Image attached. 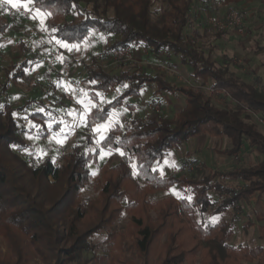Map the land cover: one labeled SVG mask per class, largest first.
Segmentation results:
<instances>
[{
    "label": "trees",
    "instance_id": "obj_1",
    "mask_svg": "<svg viewBox=\"0 0 264 264\" xmlns=\"http://www.w3.org/2000/svg\"><path fill=\"white\" fill-rule=\"evenodd\" d=\"M27 2L49 14L48 29L57 41L81 45L95 30L112 38L105 46L108 53L135 46L155 54L170 51L191 67L195 79L212 83L207 95L191 86L177 85L163 71L111 73L97 62L88 66L85 81L94 92L121 89L101 108L92 109L86 124L90 129L107 121L115 109L128 107L126 100L139 98L149 85L155 86L157 96H182L184 106L175 117L153 111L144 121H130L126 130L115 126L108 131L100 149L121 151L122 156L117 164L108 160L102 166L95 181L98 196L94 200H82L83 189L93 179L89 165L100 155L99 149L86 152L94 143L92 135L87 136L86 143L63 154L58 165L45 159L29 170L34 180L48 182L53 178L63 187L60 196L46 207L28 185L21 183L9 155L15 154L14 148L28 147L21 134L48 138L59 131L61 124L48 111L30 113V127L20 123L19 114L31 106L16 107L3 102L1 96L11 82L24 78L30 65L28 61L11 64L0 91V234L10 252L0 264H33L30 255L34 253L48 264H85L83 254L94 250L91 237L113 228L124 213L129 216L126 227L107 235L106 242L112 247L105 258L108 264H264L263 246L230 244L232 222L206 225L197 219L199 211L218 216L252 198H264V159L250 167L203 176H162L155 169L173 149L203 135L227 139L230 146L222 152L225 156L240 153L246 141L264 156V133L253 119L254 115H264V77L256 76L250 83L242 81L229 66H218L187 38L195 0ZM156 3L161 4V13L153 22ZM7 29L8 24L0 16V37ZM19 45L26 50L25 41ZM218 97L228 98L233 105L218 106ZM174 187L185 196H167L158 203L149 199L154 193ZM212 195L219 199L214 200ZM258 218L264 221V214ZM259 230L264 241V225Z\"/></svg>",
    "mask_w": 264,
    "mask_h": 264
},
{
    "label": "rangeland",
    "instance_id": "obj_2",
    "mask_svg": "<svg viewBox=\"0 0 264 264\" xmlns=\"http://www.w3.org/2000/svg\"><path fill=\"white\" fill-rule=\"evenodd\" d=\"M0 0V16L8 24V30L0 37V91L6 82V70L13 63L28 61L30 67L25 70L24 78L11 82L8 90L1 98L3 102L16 107L31 106L26 112L19 114L21 124L30 127L33 123L27 118L30 113L48 111L54 121L61 127L58 132L48 138L41 135L21 134L28 147L14 148L9 155L11 164L16 170L21 183L30 187L32 194L46 207L63 192V187L54 182L36 181L29 170L35 169L45 159H51L55 165L60 163L63 154L81 143H86L87 136L94 137V143L86 148L87 153L98 149L100 155L89 167L93 179L82 191L85 202L97 198L96 177L103 164L111 160L117 164L122 156L121 151L111 152L100 149V142L110 128L119 126L122 130L130 125L131 120L144 121L153 111L164 116L175 117L184 106V98L180 95L163 93L155 95V87L147 86L139 98L127 99L132 108L120 107L112 111L110 118L103 124L90 129L87 127V114L95 107H101L112 96L118 95L121 89L109 94L94 92L90 83L85 81L88 66L95 62L111 73H119L127 69L132 72H165L167 78L177 85L191 86L203 93L210 94L211 81L195 79L190 66L170 51L157 54L158 57L145 54L136 48H130L134 61L115 63L112 52H106L105 46L112 41L100 32L92 30L81 45H70L55 40L48 29L49 14L39 12L27 2L17 6V1ZM190 15V23L186 30L188 37H194L195 45L210 56L218 66H229L230 70L242 81L252 82L256 76L264 77V0H197ZM16 7V8H15ZM238 12L239 26H228L224 29L214 28L206 23L209 16L221 19L224 25L231 12ZM161 13V4L152 8V21L157 22ZM242 28V32H240ZM25 41L26 50L19 45ZM145 48V47H143ZM142 55V56H141ZM95 97V98H94ZM218 106L233 103L226 97L215 99ZM158 106V110L154 108ZM254 122L264 133V115L257 114ZM51 125V123H50ZM230 146L225 138H214L203 135L188 140L173 149L169 156L155 165L162 176L186 175L203 176L213 172H222L236 167L256 165L264 156L252 149L246 141L241 152L232 157L222 154ZM136 174L135 165L132 164ZM238 185L239 182H232ZM179 194L176 195V194ZM167 196L184 197L179 187L152 194L149 199L158 203ZM213 196L218 200V196ZM264 214V198H252L229 209L225 214L213 216L210 211L198 212V221L212 225L219 221H230L234 225V235L229 240L236 247H254L264 241L260 237V227L264 221L258 216ZM129 216L124 213L113 228H109L91 237L94 250L82 256L85 264H108L106 257L112 247L106 242L110 231H119L126 227ZM10 255L9 247L0 234V259ZM33 264H48L40 254H32ZM132 260V256L128 254ZM140 264V262H137Z\"/></svg>",
    "mask_w": 264,
    "mask_h": 264
},
{
    "label": "built area",
    "instance_id": "obj_3",
    "mask_svg": "<svg viewBox=\"0 0 264 264\" xmlns=\"http://www.w3.org/2000/svg\"><path fill=\"white\" fill-rule=\"evenodd\" d=\"M206 23L211 27L224 29L225 27H228L230 25L239 26L240 17H239L238 12L233 11L230 13L228 17L227 25H224L225 23L222 22L221 19L214 17V16L207 17ZM239 31L242 32V28H240ZM112 58L115 63L122 62V61H134L130 48L117 49V50L112 51ZM154 108L158 110V106H154Z\"/></svg>",
    "mask_w": 264,
    "mask_h": 264
},
{
    "label": "crops",
    "instance_id": "obj_4",
    "mask_svg": "<svg viewBox=\"0 0 264 264\" xmlns=\"http://www.w3.org/2000/svg\"><path fill=\"white\" fill-rule=\"evenodd\" d=\"M15 1H17V3H18L17 6H19V5H20V2H19L18 0H15ZM196 1H197V0H195V2H194V6H193V8H192V11H191L190 15L193 14V9H194L195 6L197 5V4H196ZM198 1H199V0H198ZM13 2H14V0L12 1V5H13V4H16V2H15V3H13ZM15 8H16V7H15ZM7 30H8V29H7ZM7 30H6V31H7ZM5 33H6V32H5ZM90 34H91V33H90ZM100 34H101V33H100ZM102 34H103V33H102ZM187 38H190V40L193 41V42L195 43L194 37H187ZM193 42H192V43H193ZM64 43H65V42H64ZM66 44H67V43H66ZM130 48L134 49V48H136V47H130ZM137 48H138L139 51H142V50H143V51L147 52V53H145L146 55L149 54V53H152L151 55H153L155 58L158 57L157 54L151 52V51H150L149 49H147V48H143V47H141V46H137ZM141 56H142V55H141ZM13 64H14V63H13ZM124 70H127V69H124ZM5 75H6V74H5ZM21 79H22V78H21ZM247 83H249V82H247ZM10 84H11V83H10ZM9 86H10V85H9ZM149 86H153V85H149ZM154 87H155V86H154ZM145 88H147V86H146ZM143 91H144V90H143ZM143 91H142V92H143ZM103 94H109V93H103ZM116 96H117V95L112 96V97L110 98V100H112V99L115 98ZM140 97H141V96H140ZM129 99H130V98H129ZM110 100H109V101H110ZM107 102H108V101H107ZM103 104H105V103H103ZM103 104L101 105V107L103 106ZM126 104H128V108H132V106H131V105L129 106V103H127V100H126ZM101 107H98V108H101ZM122 107H126V106H122ZM119 108H120V107H119ZM91 111H92V109H91ZM91 111H90V112H91ZM90 112L87 114V117H88V115L90 114ZM108 120H109V119H108ZM108 120H107V121H108ZM107 121H105V122H107ZM131 121H132V120H131ZM105 122H103V123H105ZM103 123H101V124H103ZM112 128H113V127H112ZM112 128H110V129H112ZM110 129H109V130H110ZM107 133H108V132H107ZM106 135H107V134H106ZM95 161H96V160H95ZM93 162H94V161H93ZM103 165H104V164H103ZM101 168H102V167H101Z\"/></svg>",
    "mask_w": 264,
    "mask_h": 264
},
{
    "label": "snow or ice",
    "instance_id": "obj_5",
    "mask_svg": "<svg viewBox=\"0 0 264 264\" xmlns=\"http://www.w3.org/2000/svg\"><path fill=\"white\" fill-rule=\"evenodd\" d=\"M20 2H21V4H26L27 3V0H20ZM176 195H178L179 196V194L177 193ZM189 199H191L190 197H189Z\"/></svg>",
    "mask_w": 264,
    "mask_h": 264
}]
</instances>
